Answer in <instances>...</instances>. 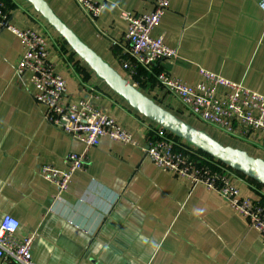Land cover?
<instances>
[{
    "label": "crops",
    "instance_id": "0c3cea01",
    "mask_svg": "<svg viewBox=\"0 0 264 264\" xmlns=\"http://www.w3.org/2000/svg\"><path fill=\"white\" fill-rule=\"evenodd\" d=\"M6 1L11 24L45 33L49 58L67 82L66 102L88 101L138 141L135 146L101 137L88 151L86 168L73 174L65 190L44 179L38 171L41 164L64 170L67 156L82 153L84 145L44 120V107L31 96L29 73L15 74L21 40L0 25V224L10 214L20 222L18 238L35 235L34 263L264 264L259 232L219 193L162 171L145 157L141 148L159 126L98 77L30 3ZM46 1L138 89L187 119L203 125L158 85L157 73L196 83L203 68L264 95L261 0H171L152 35H163L178 57L173 63L158 60L149 68L132 58L121 15L148 13L153 0H97L105 3L97 17L77 0ZM123 59L135 66L133 76L120 68ZM232 176L242 195L264 200L263 185L236 171Z\"/></svg>",
    "mask_w": 264,
    "mask_h": 264
},
{
    "label": "built area",
    "instance_id": "2783aa9c",
    "mask_svg": "<svg viewBox=\"0 0 264 264\" xmlns=\"http://www.w3.org/2000/svg\"><path fill=\"white\" fill-rule=\"evenodd\" d=\"M153 1V9L148 13L123 12L121 15L126 22L125 39L131 47V56L136 64L145 68L161 59L173 63L178 57L177 48L166 44L163 35H152L171 0ZM77 3L92 17L99 16L105 7L104 2L97 0H77ZM260 7L264 12V0L260 1ZM0 25L21 40L23 53L15 74L29 73L31 96L44 107V120L84 145L82 153L67 156V168L64 170L51 164H41L38 171L44 179L65 190L73 174L86 168L88 151L96 147L103 136L138 145L134 134L105 111L93 107L88 101H80L79 104L66 102L67 82L49 58L45 33L31 27L20 29L11 24L6 0H0ZM120 68L127 70L130 76L135 74V66L129 60H121ZM200 75L201 81L189 83L161 71L157 73L156 80L160 87L176 96L189 116L227 138L254 147L264 157V95L203 68ZM141 149L160 170L219 193L247 219L250 228L259 232L264 248V200L242 195L232 176L234 170L196 153L192 146L177 144L175 137L161 127L151 134ZM19 226L17 218L4 215L0 224V261L35 264L31 254L35 235L18 238Z\"/></svg>",
    "mask_w": 264,
    "mask_h": 264
},
{
    "label": "water",
    "instance_id": "95a60500",
    "mask_svg": "<svg viewBox=\"0 0 264 264\" xmlns=\"http://www.w3.org/2000/svg\"><path fill=\"white\" fill-rule=\"evenodd\" d=\"M42 15L46 22L68 43L73 51L103 79L106 84L124 98L138 113L159 125L164 131L183 139L196 149L208 154L229 168L264 185V159L252 156L248 151L226 145L207 131L193 126L172 111L138 89L116 68L106 62L96 51L82 41L63 22L46 0H25Z\"/></svg>",
    "mask_w": 264,
    "mask_h": 264
},
{
    "label": "trees",
    "instance_id": "16d2710c",
    "mask_svg": "<svg viewBox=\"0 0 264 264\" xmlns=\"http://www.w3.org/2000/svg\"><path fill=\"white\" fill-rule=\"evenodd\" d=\"M174 113V112H173ZM174 114H176L177 116H179V117H181L182 119H184L186 122H188V123H190V124H192L193 126H195V127H198V128H200V129H203V130H205V131H207L209 134H211L214 138H216L217 140H219L220 142H222L223 144H226V145H231V146H234V147H237V148H241V149H244V150H246V151H248L252 156H255V157H261V158H263L264 159V157L263 156H260L261 154H256L255 152H254V150L249 146V145H246V144H244V143H241V142H239V141H237V140H233V139H230V138H227L226 136H224L223 134H219V133H216V132H214V131H209V129H207V128H205L203 125H201V124H199V123H197V122H195V121H192V120H190V119H187L186 117H185V115H179V114H177V113H174ZM154 123V122H153ZM156 124V123H155ZM157 125V124H156ZM157 126H159V125H157ZM160 127V126H159ZM169 134H171L170 132H169ZM171 135H173V134H171ZM173 137H175V139H180L182 142H184V143H186L187 145H189V146H192L191 144H189L188 142H186V141H184L183 139H181V138H179V137H177V136H175V135H173ZM193 147V146H192ZM195 148V147H194ZM196 149V148H195ZM198 150V149H197ZM200 151V150H199ZM202 152V151H201ZM203 154H205V155H207V156H209L208 154H206V153H204V152H202ZM210 158H212L211 156H209ZM212 159H214V158H212ZM215 161H217V162H219V163H221L220 161H218V160H216V159H214ZM221 164H223V163H221ZM224 165V164H223ZM233 170V169H232ZM235 171V170H234ZM236 172H238V171H236ZM238 173H240V172H238ZM242 174V173H241ZM258 183V182H257ZM262 185V184H261ZM264 186V185H263Z\"/></svg>",
    "mask_w": 264,
    "mask_h": 264
},
{
    "label": "rangeland",
    "instance_id": "374dc122",
    "mask_svg": "<svg viewBox=\"0 0 264 264\" xmlns=\"http://www.w3.org/2000/svg\"><path fill=\"white\" fill-rule=\"evenodd\" d=\"M216 131H217V130H216ZM217 132H218V131H217ZM195 151H196V153H198V154H200V155H202V156L209 157V156L203 154L201 151H199V150H197V149H195ZM218 163H219V162H218Z\"/></svg>",
    "mask_w": 264,
    "mask_h": 264
}]
</instances>
